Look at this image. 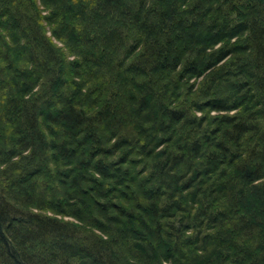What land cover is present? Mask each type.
I'll use <instances>...</instances> for the list:
<instances>
[{
	"label": "trees",
	"instance_id": "trees-1",
	"mask_svg": "<svg viewBox=\"0 0 264 264\" xmlns=\"http://www.w3.org/2000/svg\"><path fill=\"white\" fill-rule=\"evenodd\" d=\"M0 264H264V0H0Z\"/></svg>",
	"mask_w": 264,
	"mask_h": 264
}]
</instances>
